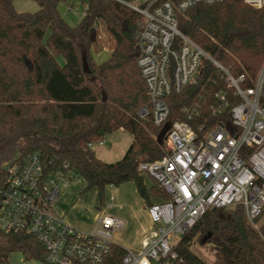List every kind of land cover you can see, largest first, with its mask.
Wrapping results in <instances>:
<instances>
[{
	"label": "trees",
	"instance_id": "16d2710c",
	"mask_svg": "<svg viewBox=\"0 0 264 264\" xmlns=\"http://www.w3.org/2000/svg\"><path fill=\"white\" fill-rule=\"evenodd\" d=\"M34 1L40 10L28 14L18 13L14 0H0V175L15 156L25 160L38 153L54 167L67 164L85 181L84 192L96 190L101 203L107 187L126 183L135 185L147 208L168 201L158 185L147 188L137 170L141 162L165 155L157 143L160 129L138 114L149 100L137 67L141 16L114 0H87L80 23L71 26L60 16L62 0ZM178 24L233 77L244 76L243 87L252 86L264 65V7L254 9L243 0L199 5L179 14ZM99 25L115 43L102 64L90 54L92 30ZM221 92H229L223 73L204 60L197 83L167 98L169 121L184 120L182 109L195 106L199 114L191 124L213 128L220 121L213 108ZM223 121H229L226 115ZM118 130L133 142L121 160L103 162L88 145ZM196 238L215 253V264H264V242L240 205L209 211L177 245L179 264H207L191 249ZM15 252L34 260L44 256L34 237L0 232V264H10ZM124 254L113 247L111 263L121 264Z\"/></svg>",
	"mask_w": 264,
	"mask_h": 264
},
{
	"label": "built area",
	"instance_id": "2783aa9c",
	"mask_svg": "<svg viewBox=\"0 0 264 264\" xmlns=\"http://www.w3.org/2000/svg\"><path fill=\"white\" fill-rule=\"evenodd\" d=\"M114 1L141 16L137 67L149 100L139 117L151 119L160 131L170 124L163 158L143 161L137 168L170 199L148 208L155 230L142 240L139 250L124 249L121 264H179L176 247L181 239L209 211L237 205L245 209L248 223L264 242V65L252 86L243 87L244 76L233 77L178 24L179 14L225 0H146L140 6ZM243 1L254 9L264 7V0ZM72 8L67 6L69 11ZM204 60L223 73L231 92L216 94L213 113L220 121L209 130L205 125L194 127L191 123L199 114L195 106L182 109L184 120L169 121L167 98L197 83ZM225 115L228 122L223 121ZM95 145L103 146L105 141L88 146L93 150ZM77 177L67 164L54 167L38 153L25 160L15 156L3 165L0 232L27 234L44 250L41 260L24 258V264H113L112 235L124 228L121 219L105 216L94 230L82 232L56 211L61 190ZM175 237L180 238L177 243Z\"/></svg>",
	"mask_w": 264,
	"mask_h": 264
},
{
	"label": "rangeland",
	"instance_id": "374dc122",
	"mask_svg": "<svg viewBox=\"0 0 264 264\" xmlns=\"http://www.w3.org/2000/svg\"><path fill=\"white\" fill-rule=\"evenodd\" d=\"M133 5L140 6L146 0H127ZM72 5V11L67 6ZM87 3L80 0H62L58 10L62 19L71 26L80 23L85 14ZM14 8L18 13L34 14L40 10L34 0H14ZM115 43L107 30L99 25L94 33V41L90 48L92 60L102 64L110 59ZM60 66L66 61L63 56L57 58ZM133 136L124 130H118L105 139V145H95L93 151L96 157L106 163H114L123 158L133 142ZM147 188L157 185V182L143 174ZM85 181L77 177L71 181L69 187L61 190V200L56 203L60 214L66 215L70 225L82 232H91L97 226L100 218L105 216L116 217L125 222L122 230H116L112 235V242L125 250H139L142 240L154 230L152 221L147 220L148 209L145 208L136 187L133 183H126L120 187H107L101 203L96 190L84 192ZM113 197V201H111ZM144 208V209H143ZM143 211L144 213H141ZM143 214H145L143 216ZM144 218V221L142 219ZM179 237L174 238L177 243ZM192 251L207 264H215L216 256L209 246L201 245L197 238L193 241ZM10 264H24L21 253L15 252L10 257Z\"/></svg>",
	"mask_w": 264,
	"mask_h": 264
},
{
	"label": "water",
	"instance_id": "95a60500",
	"mask_svg": "<svg viewBox=\"0 0 264 264\" xmlns=\"http://www.w3.org/2000/svg\"><path fill=\"white\" fill-rule=\"evenodd\" d=\"M94 33H95V31L92 30V34H94ZM84 70H85L86 72H89L88 69H87L86 61H84ZM169 129H170V124H167V125H166V126L160 131V133H159V135H158V137H157V143H158L159 145H163V144H164V141H165V139H166V134H167V132L169 131Z\"/></svg>",
	"mask_w": 264,
	"mask_h": 264
},
{
	"label": "crops",
	"instance_id": "0c3cea01",
	"mask_svg": "<svg viewBox=\"0 0 264 264\" xmlns=\"http://www.w3.org/2000/svg\"><path fill=\"white\" fill-rule=\"evenodd\" d=\"M137 190V189H136ZM60 200H61V198H60ZM59 200V201H60ZM114 199H113V197H111V201H113ZM58 201V202H59ZM144 203V202H143ZM144 206H145V204H144ZM145 208H146V206H145ZM144 209V208H143ZM146 209H148V208H146ZM56 211L58 212V210L56 209ZM148 211V210H147ZM59 213V212H58ZM141 213H144L143 211H141ZM60 214V213H59ZM60 215H62V216H64L65 217V219H66V215H64V214H60ZM145 214H143V216H144ZM145 217V216H144ZM147 220L149 221V223H150V221H151V218H150V215H149V211H148V213H147ZM67 221V220H66ZM123 221V220H122ZM142 221L143 222H145L144 221V218L142 219ZM68 222V221H67ZM124 222V221H123ZM69 223V222H68ZM124 224H125V222H124ZM74 227V226H73ZM124 249V248H123Z\"/></svg>",
	"mask_w": 264,
	"mask_h": 264
}]
</instances>
